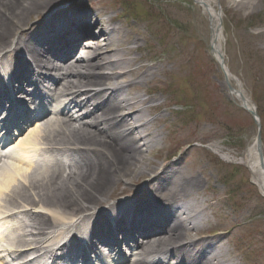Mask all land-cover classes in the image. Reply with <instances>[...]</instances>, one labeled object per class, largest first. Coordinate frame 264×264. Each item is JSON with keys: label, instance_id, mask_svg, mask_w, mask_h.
<instances>
[{"label": "bare ground", "instance_id": "1", "mask_svg": "<svg viewBox=\"0 0 264 264\" xmlns=\"http://www.w3.org/2000/svg\"><path fill=\"white\" fill-rule=\"evenodd\" d=\"M56 1L0 0V64L9 68L14 90L18 94L31 95L30 103L25 108L30 111L29 114H33V92L37 86L42 87L44 101L48 100L51 107L57 110L52 114L62 115L60 118H48V115L40 113L29 131L22 136L19 134L18 139L12 138L14 144L6 149L8 154L5 158L0 155V226L7 224L1 214H8L10 211L7 208L21 204L17 201L49 214L37 217L34 221L40 229L37 233L29 234V241L32 242L25 239L19 219L20 232L14 230L0 234V264H6L2 256L16 255L22 258L20 253L23 250L38 249L40 241L35 238L50 234L48 239L54 246L50 247L49 242H46V248L41 253H46L55 261L52 255L60 245L57 242L69 230H76L78 222L80 225L86 224L91 232H96L95 235L102 238L108 233L100 225H107L111 218L118 223L130 214L135 219L142 243L137 245L140 251L136 259L129 261V264H233L232 260L228 262L222 259L226 250L221 245L214 251L218 242L223 241L220 234L214 240L203 237L206 233L200 227L207 218L204 210L198 209L196 205L197 197H200L199 190L203 187L200 176L187 174L182 167H163L166 164L160 167V171V168L144 162L145 150L161 142L162 136L159 133H141L153 121L143 109L155 101L145 98L146 94L132 96L126 90L135 84L150 81L148 77L154 69L149 66L138 69L134 66L137 62L127 58L131 51L125 47L126 43L139 48L136 36L125 42V32L114 26L110 18L96 23L97 27L102 28V41H98L88 35V29L80 23L84 35L78 41L62 45L60 49L53 46L55 56L53 60L46 61L51 72L48 78L30 68V63L35 67L44 63L42 58L48 53V34L54 30H51L53 22H65L66 27L61 28L64 32L72 20L80 22L83 18L84 14L79 9L81 1L68 3L66 7L72 8V11L56 9L47 17V11L54 8ZM193 1L209 22V51L224 78L222 63L226 59V38L223 11L217 8L216 0ZM260 1L228 0L227 5L245 12ZM41 12L45 14L39 16ZM32 18L35 20L32 21ZM17 53L30 55V63L24 56H17ZM230 53L234 55L233 49ZM58 59L64 60L65 64L55 65L54 61ZM107 81L112 82L111 86H104ZM238 81L236 93L228 95L239 105L252 110L251 100L245 95L244 89L238 86ZM225 84L223 80L221 86L227 88ZM13 109L9 105L4 110ZM126 121L133 124L128 125ZM8 138H0V144H4ZM209 148L221 158L237 162L247 169L252 184L264 197V170L261 169L264 150L260 158L255 139L243 155L235 158L229 157L230 152H227L229 156L223 154L218 144L210 145ZM63 166L67 168L65 175V169L60 170ZM130 176L135 179L150 176L142 191L147 194V198L140 203L134 202L133 189L124 188L120 194L127 195L129 199L110 204L107 210H99L97 205L105 203L120 183L124 184ZM174 205L178 210L171 211ZM164 219L167 224L159 228ZM49 222L56 225L42 228ZM151 228L155 230V235L149 234ZM188 230L198 231L200 238H191L186 234ZM52 233L56 234L55 237ZM155 236L157 239L153 238ZM206 247L211 250L201 255ZM70 252L76 254L77 250L72 249ZM131 255L126 258L123 254V257L111 262L118 264L119 260H124L126 264ZM193 260L195 263L191 262Z\"/></svg>", "mask_w": 264, "mask_h": 264}, {"label": "rangeland", "instance_id": "2", "mask_svg": "<svg viewBox=\"0 0 264 264\" xmlns=\"http://www.w3.org/2000/svg\"><path fill=\"white\" fill-rule=\"evenodd\" d=\"M79 1L114 18L112 24L125 32V42L137 37L139 48L125 44L136 68H154L150 81L126 89L155 101L143 109L153 121L141 133H159L163 139L145 150L144 162L198 174L203 187L196 205L208 220L204 229L221 235L225 257L233 264H264V198L247 169L203 147L218 144L223 154L235 158L245 153L258 128L221 86L224 78L209 54V22L201 8L193 0H104L95 6L91 0H57L47 13ZM216 2L223 11L225 62L257 107L264 150V0L245 12L227 5L228 0ZM147 179L130 176L112 194L134 189L133 184L146 185ZM197 232L186 234L200 237Z\"/></svg>", "mask_w": 264, "mask_h": 264}, {"label": "water", "instance_id": "3", "mask_svg": "<svg viewBox=\"0 0 264 264\" xmlns=\"http://www.w3.org/2000/svg\"><path fill=\"white\" fill-rule=\"evenodd\" d=\"M229 88H230L231 91H233V89H232L231 86H229ZM233 92H234V91H233ZM249 112H250V115H251L253 118H256V117H255V116H256L255 110H253V111H250V110H249ZM257 138H258V146H260L261 138H260V134H259V133H258V135H257ZM258 148H259V147H258Z\"/></svg>", "mask_w": 264, "mask_h": 264}]
</instances>
